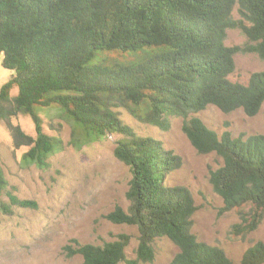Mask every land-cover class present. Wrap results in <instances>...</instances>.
I'll return each mask as SVG.
<instances>
[{
    "label": "trees",
    "instance_id": "trees-1",
    "mask_svg": "<svg viewBox=\"0 0 264 264\" xmlns=\"http://www.w3.org/2000/svg\"><path fill=\"white\" fill-rule=\"evenodd\" d=\"M229 28L241 31L244 45L224 43ZM237 52L264 59V0H0L1 66L14 71L0 87V119L14 148L27 147L22 159L46 166L59 143L43 131L34 106H57L86 138L120 135L113 155L131 175L128 206H116L105 218L137 228L135 257L126 256V234L101 245L73 240L65 248L81 256L80 264L150 262L157 237L178 247L166 264H264L261 241L234 262L221 248L196 239L191 193L165 182L179 156L153 137L136 135L114 109L123 107L156 126L181 116L194 149L222 158L208 180L222 211L239 208L230 233L252 231L264 215V134L218 135L193 115L208 105L247 116L259 111L264 71L251 73L246 83L231 81ZM14 86L17 93L10 96ZM17 114L30 117L34 136L10 122ZM14 207L36 204L19 198L0 168V213L9 215Z\"/></svg>",
    "mask_w": 264,
    "mask_h": 264
},
{
    "label": "rangeland",
    "instance_id": "rangeland-1",
    "mask_svg": "<svg viewBox=\"0 0 264 264\" xmlns=\"http://www.w3.org/2000/svg\"><path fill=\"white\" fill-rule=\"evenodd\" d=\"M233 16L239 17L236 8ZM245 42L238 28L226 30V45L242 46ZM233 59L235 67L228 76L231 81L246 83L251 73L264 71V59L255 53L237 52ZM13 74V70L1 66L0 57V87ZM9 93L14 96L17 88L12 87ZM114 109L136 135L153 137L179 156L180 165L166 175L165 182L185 187L191 193L196 209L190 217V232L197 240L221 248L234 262L248 246L256 241L264 243V215L254 230L239 236L230 233V227L239 222V208L222 211V200L208 180L209 171L220 166L222 158L214 152L198 153L194 149L181 129V116L171 117L165 126H156L139 121L123 107ZM34 111L41 117L43 131L59 140L43 167L22 159L27 147L14 148L7 122L0 119L3 176L19 198L36 204L35 208L14 207L9 215L0 213V264H80L81 256L69 254L65 246L74 245L73 240L101 245L120 234L128 235L125 253L134 258L137 228L105 218L116 206L123 210L128 206L125 193L131 175L113 155L120 135L86 138L57 106H34ZM193 115L218 135L229 132L233 137L245 138L264 134V103L253 116L245 115L241 109L224 113L214 105ZM10 122L34 136L28 115L17 114ZM151 248L152 261L140 264H166L178 251L166 237L153 239Z\"/></svg>",
    "mask_w": 264,
    "mask_h": 264
}]
</instances>
